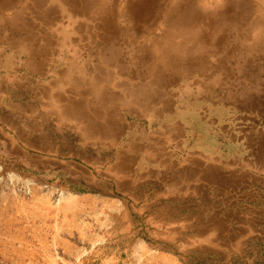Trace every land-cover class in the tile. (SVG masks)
Here are the masks:
<instances>
[{"label": "rangeland", "instance_id": "374dc122", "mask_svg": "<svg viewBox=\"0 0 264 264\" xmlns=\"http://www.w3.org/2000/svg\"><path fill=\"white\" fill-rule=\"evenodd\" d=\"M52 1L45 0L31 16L17 9L28 14L34 26L28 42L24 35L13 34L22 27L19 20L5 25L0 19V264H187L191 255L203 264H264V87L250 101L237 94V101L245 105L239 112L232 109L216 128L231 150L221 159L216 156L222 177L217 172L214 185H202L193 193H169L140 171L126 169L130 156L134 166V154L124 151L125 140L90 145L83 139V101L95 99V94L85 92L87 84L96 82L97 69L104 70L105 81L110 76L103 91L110 100L114 93L117 101H144L147 91L132 87L155 79H142L147 69L138 63L129 69L139 72L141 79L113 71V65L124 64L117 57L96 56L94 51L111 49L112 44L105 45L95 27L106 23L103 18L110 13L114 18L109 22L122 30L137 29L133 35L144 43L166 20L160 18L154 26L142 19L129 21L125 0H103V7L98 0L90 10L100 12L99 18H68V8ZM223 2L197 0L199 20L190 7L189 13L182 10L194 20L174 26L184 32L163 23L162 28L173 34L191 37L203 56L185 57L191 62L187 69L194 72H175L181 84L154 90L157 96L161 92L171 101H203V95L218 86H213V78L204 91L208 77L195 73L192 63L217 62L207 50L209 40L197 32L207 30ZM248 2L251 7L242 26L247 38L224 58H248L253 66L255 59L248 57L253 54L246 48L264 38V26L255 24L256 18H264V0ZM178 3H163L161 14ZM53 6L59 14L47 19ZM82 24L88 29L83 39L77 34ZM22 46L30 53L22 54ZM156 60L164 64L173 59ZM36 64L38 71L32 69ZM235 82L227 80L212 90L216 95L209 101H232V94L241 91V86L234 89ZM120 114L127 135L129 118L126 112ZM104 115L114 122L116 114Z\"/></svg>", "mask_w": 264, "mask_h": 264}, {"label": "crops", "instance_id": "0c3cea01", "mask_svg": "<svg viewBox=\"0 0 264 264\" xmlns=\"http://www.w3.org/2000/svg\"><path fill=\"white\" fill-rule=\"evenodd\" d=\"M128 20L130 21V18ZM158 21L159 19L151 20L150 24L156 25ZM178 21L184 25L182 20L163 23L168 22V26H175L178 25ZM107 22V24L97 25L94 31L102 36V42L105 45L111 43L112 46H110L111 49L105 46L101 50L94 51L96 56L119 58L118 63L124 65H113V71L117 70L125 77L129 75V79L134 80L136 77L139 79L154 77L155 79L145 81L143 85L121 86L125 89L132 87L147 91L148 95L144 101H117L119 97L117 99V94L114 93L115 98L110 100L105 98L103 93L105 87L111 82L110 76L105 81L104 70L97 69L96 82L92 85L87 84L89 91L85 92L91 97L95 96V99L83 101V123H86L83 139L88 140L86 144L98 145L105 141L121 143L125 140L124 151L134 154V166L130 156L126 169L134 168V171H140L145 178L165 186L169 193L186 195L199 190L202 185H214L217 178L215 174L218 172L221 177L223 174L222 168H218L215 164L216 156L221 159L222 155L231 152L230 147H226L224 137L216 132V128L223 123L232 109L239 112L245 102L227 101L226 98H221L220 101H209L216 95L212 90L225 85V81L218 83L216 77H214L216 80L213 81V86L216 84L218 86L205 93L203 101H171L166 94L160 96L161 92L157 96L158 93L153 92L154 90L175 88L181 84L175 72L187 71L186 76L191 74L187 69L191 62L185 61V57L203 56L199 55L194 48L193 39L191 37L183 39V35L178 34L168 36L170 38L163 37L159 32L164 24L160 21V28L154 29L156 32L154 37L141 43L137 41L130 28L122 30L113 21ZM189 22L187 21V25L190 24ZM85 30L88 29H83V24L77 27V34L82 39ZM205 56L208 57V55ZM158 58L173 60L169 63L167 61L164 64H156ZM133 63L136 67L137 63L143 65V69L146 68L147 71L141 72L140 77L139 72L129 69V65ZM205 64L208 63L194 61L192 66L195 65L197 69L195 73L199 72L200 76L205 75L209 78L214 74L204 73L207 72L202 69ZM219 75L222 76V74ZM161 79H165L166 82L161 83ZM211 84L205 82L202 89L207 91ZM91 106L96 108H89ZM105 111L116 114L114 122L104 115ZM123 112H126L129 118L126 125L131 131L127 135L122 130L124 129L122 124L125 122L120 113Z\"/></svg>", "mask_w": 264, "mask_h": 264}, {"label": "bare ground", "instance_id": "6f19581e", "mask_svg": "<svg viewBox=\"0 0 264 264\" xmlns=\"http://www.w3.org/2000/svg\"><path fill=\"white\" fill-rule=\"evenodd\" d=\"M47 2H51V0H46ZM61 1L63 6L68 8L69 15L66 17H81L86 19H93L99 18L100 12L98 11H91L90 7L95 5L98 0H53L51 4L54 2ZM96 1V2H95ZM169 0H125V10L129 13V18L132 20H145L150 21L163 18L166 21H173L175 19H182L184 21V25H187V21L189 20L190 23L194 20L193 17L183 14L181 12L185 9L187 13H189V7L192 12H196L195 5L197 0H179V10L178 4L170 9H166L165 13H162V5L163 3ZM173 1V0H171ZM249 0H224L222 4V8L214 13V16L210 18V26H208L207 30L202 32H197V36H205L206 40H209V44H206L207 50H209L213 58H218L217 62L214 65L205 64L202 69L206 70L208 74L212 73L208 78L207 83L210 85L212 83L213 78L216 74L221 77H216L218 83L221 81H227L230 79H234L236 87L241 86V91H235L232 94V101H237L238 97L236 96L239 93H242L241 97H245L247 101H250V96L255 97L256 99V92L260 91L261 87H264V38L260 39L259 41L255 39V42L246 48L248 53L253 55H249L248 57H253L255 61L253 62L254 65H251L250 60L248 58L244 59H226L224 58L225 53L228 52H235L240 47V39L247 38V35L243 33L242 26L245 25L247 22V15L249 13L251 5H249ZM28 4H27V3ZM186 6L185 8L181 6ZM45 4V0H0V19L4 24H10L12 20L16 19L19 20L22 24L21 28H17L13 34L14 35H24V42H28L32 39V33L30 32L31 29L34 28L33 25H30L28 20V14L24 15L23 11H19L17 9L24 8V11H28L31 14L34 12L35 9L38 7L43 6ZM176 4V3H171ZM101 5L103 7V0L101 1ZM181 12V15H180ZM9 13V15L5 14ZM190 13V14H191ZM197 13V12H196ZM58 13L57 7L53 6L48 13H46V18L49 19L52 16H56ZM199 17V18H198ZM199 12L194 16V19H200ZM114 18L113 15L108 13L104 16V20H112ZM205 18H207L205 16ZM255 24L259 26H264V18H256ZM153 22V21H152ZM154 23H151L152 26ZM174 27V25H171ZM157 29V28H156ZM168 29V28H167ZM165 28H160V35L163 37H168L173 35L171 30H167ZM171 29V28H170ZM132 33L138 31L135 28H132ZM184 32V31H183ZM179 35H183L181 33ZM170 38V37H168ZM22 46L20 52L25 54H29L30 51ZM31 64V62H30ZM33 70H39L40 66L37 64L32 66ZM190 72H194L191 70ZM227 74L226 76L224 74ZM67 79V78H66ZM165 79H161V83H165ZM243 86V88H242ZM251 88V89H250ZM253 92V95L250 93ZM249 90V91H248ZM264 100V99H263ZM69 111L66 110V113ZM73 112V111H72ZM264 141L262 142V145ZM259 158V156H258ZM261 159H264V155L261 156Z\"/></svg>", "mask_w": 264, "mask_h": 264}, {"label": "trees", "instance_id": "16d2710c", "mask_svg": "<svg viewBox=\"0 0 264 264\" xmlns=\"http://www.w3.org/2000/svg\"><path fill=\"white\" fill-rule=\"evenodd\" d=\"M257 242H258V241H257ZM190 258H191V259L187 262V264H203V263H201V262L198 261L199 256L191 255ZM192 259H193L196 263H194V262L192 261Z\"/></svg>", "mask_w": 264, "mask_h": 264}]
</instances>
